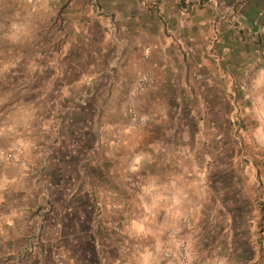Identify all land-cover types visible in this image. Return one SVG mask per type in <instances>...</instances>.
Returning <instances> with one entry per match:
<instances>
[{
	"label": "crops",
	"instance_id": "obj_1",
	"mask_svg": "<svg viewBox=\"0 0 264 264\" xmlns=\"http://www.w3.org/2000/svg\"><path fill=\"white\" fill-rule=\"evenodd\" d=\"M101 67L115 70L112 134L105 133L107 98L94 85ZM260 72L264 0H0V108L10 110L0 112V153L19 142L27 160L16 167L0 158V244L9 247L12 235L31 228L38 239L65 243L43 247V239L30 248L38 264H114L112 253L123 248L98 247L97 233L106 205L122 200L143 203L145 220H157L164 235L177 230L190 247L218 245L213 236H231L235 217L224 200L229 185L215 180L221 152L212 141H220V125L232 129L234 91L247 97L249 77ZM143 73L154 76L156 88L134 93ZM89 92L100 98L93 119L84 117ZM75 104L80 113L59 116ZM130 108L154 122L132 128ZM219 168L225 174L230 167ZM120 211L111 209L112 221ZM86 228L95 247H81ZM236 263L264 264V247Z\"/></svg>",
	"mask_w": 264,
	"mask_h": 264
},
{
	"label": "rangeland",
	"instance_id": "obj_2",
	"mask_svg": "<svg viewBox=\"0 0 264 264\" xmlns=\"http://www.w3.org/2000/svg\"><path fill=\"white\" fill-rule=\"evenodd\" d=\"M101 68L104 74L101 77H97L98 82L94 85L96 94L99 93L97 96L107 98L106 101L102 100L104 103V116L107 118L109 116L105 122V133L107 134L111 133L110 131L113 132L114 124L110 121L113 118L111 114L114 113V108H112L115 102L113 93H118V91H114L113 89L115 75L112 76V73L115 70ZM23 77L25 80H28V77ZM77 77L75 72H73L71 78L76 80ZM57 84L60 85L61 82L58 80ZM248 89L247 97L245 93L242 94L240 91H234L232 129L230 131L228 125L227 128L224 125H220L218 133L221 135V139L218 142L217 140L212 141L216 150L221 152L217 157L219 166L225 165L226 167H230L227 168L228 171L225 174H221V168L218 166L214 174L216 183L221 182L222 184L229 185L227 187L228 190L225 194L223 192V194L226 205L230 206L234 211L235 218L232 222L235 227L234 232L231 236H213L214 242L218 241V245L206 243L203 247H200L199 243H195V247H191L193 249L191 264H237L236 260L242 254H246L247 257H253V247H264V216L262 215L264 213V73L260 72L258 75L250 76L248 79ZM75 93L77 92L74 91ZM96 94L92 96L89 92L86 98L87 102L91 101L84 110L86 114L84 117L87 119H91V117L93 119L92 110L94 111V107L100 101V98L96 99ZM27 95L32 96V92H25V96ZM76 95H79V93ZM81 110L83 108L76 104L70 108L62 107L59 110V116L68 118L71 115L80 113ZM224 110V108L221 109L222 112ZM226 110L228 114V108ZM9 111L7 108H0L3 116ZM29 118V122H31V117L28 116ZM83 122H86V119ZM78 123L81 124L80 121ZM78 123L75 126L73 125L76 131L77 129L80 130ZM30 125L32 124L27 123L26 126L20 125V127L26 128ZM194 126L196 124L192 123L186 127H189L188 130L190 131ZM131 127L139 129V127H135L132 124ZM73 137H75L73 144L76 147H80L81 141L76 136ZM16 145H20L24 152L26 151L22 143L15 142L6 152ZM90 145V141L85 143L86 147ZM63 151L64 148L60 150L59 155L63 156ZM4 155L0 153V158L3 160H5ZM73 160H76L74 164L81 162V158L79 157L71 159L72 162H74ZM246 168L248 169V177L246 178H249L248 185L251 186L249 187L250 189L242 186L241 174L245 172ZM257 182L259 183V188H256ZM121 191H123L122 195L129 193L127 188L122 187ZM57 196H60L59 191ZM240 199L245 203L240 202ZM46 206L48 205H41L40 211H42V215L45 218H48L52 213L51 208L55 205L50 204V211ZM144 206L143 203L125 204L122 200H119V204L106 205L105 224L102 226L104 229H99L100 233H97L99 239L98 247L123 248L120 253H112L111 259L113 262L118 261L114 262V264H172L164 256L167 235H164L162 229L158 228L159 222L157 220H145V216L143 215L145 213ZM117 207H121L120 214L118 213L115 221H112L111 209ZM59 209L61 211V208L58 207L56 213H59ZM255 212L259 215L256 214L254 216ZM147 213L151 215L150 212ZM244 213H247L249 222L244 220ZM21 223L22 221H20ZM85 230L88 232L86 235L88 242L87 244L84 243L81 247H95L93 246V240L95 239V236L94 238L92 236L93 230H89V228ZM27 232L24 237L12 235L13 244L9 247L0 244V264H38L34 260L36 258L35 253L29 252V249L36 248V245L40 244L43 239L46 243V246L43 247H54V245L65 247V243L62 240L64 239L63 237H47L40 234L38 239V234L34 233L31 228ZM51 237L52 239H50ZM1 241L2 237L0 236V243ZM18 256L19 260L17 261L16 258ZM107 258L110 259V254Z\"/></svg>",
	"mask_w": 264,
	"mask_h": 264
},
{
	"label": "built area",
	"instance_id": "obj_3",
	"mask_svg": "<svg viewBox=\"0 0 264 264\" xmlns=\"http://www.w3.org/2000/svg\"><path fill=\"white\" fill-rule=\"evenodd\" d=\"M156 88V80L150 73H143L138 78L134 88V93H142ZM131 124L135 127L145 128L154 122V116L149 113L138 111L135 108L129 109ZM5 161L12 166H26L27 160L25 152L20 145L12 147L4 155ZM166 248L164 256L172 264H191L192 249L189 243L181 237L177 230L171 231L166 236Z\"/></svg>",
	"mask_w": 264,
	"mask_h": 264
}]
</instances>
